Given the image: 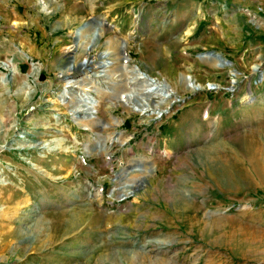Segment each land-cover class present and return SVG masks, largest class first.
<instances>
[{
  "label": "rangeland",
  "instance_id": "obj_1",
  "mask_svg": "<svg viewBox=\"0 0 264 264\" xmlns=\"http://www.w3.org/2000/svg\"><path fill=\"white\" fill-rule=\"evenodd\" d=\"M200 1L208 32L160 24L176 62L149 72L160 0H0V264H264V0ZM94 52L96 113L75 118L63 79Z\"/></svg>",
  "mask_w": 264,
  "mask_h": 264
},
{
  "label": "crops",
  "instance_id": "obj_2",
  "mask_svg": "<svg viewBox=\"0 0 264 264\" xmlns=\"http://www.w3.org/2000/svg\"><path fill=\"white\" fill-rule=\"evenodd\" d=\"M160 5L154 3L143 6V10L145 13L149 14V16H145V20L147 19L148 30H150L151 36L148 38H143L142 45V53L145 52V61L148 63V71L153 68L154 64L164 63L169 64L176 62L168 56V45H166L167 37L164 40L160 39L162 33H166L167 29L169 31L174 27L176 32L185 33L189 31V36L191 38L196 35L204 34L208 32L207 26L205 25V19H213L210 16L204 13V4L203 1L200 0H160ZM158 3V2H157ZM168 17L170 19V28L163 29L160 24L161 21ZM161 19V21H160ZM144 20V21H145ZM78 21V20H77ZM160 29V30H159ZM162 29V30H161ZM139 28L137 29L138 37L140 36ZM115 33V34H114ZM112 35L117 39V41L122 40L116 32ZM79 35V34H78ZM161 40V41H160ZM197 42V41H196ZM102 53L94 52V62L93 68L97 66V64H101L104 62L102 58ZM107 59V58H106ZM145 63V62H144ZM150 64V65H149ZM147 72V71H146Z\"/></svg>",
  "mask_w": 264,
  "mask_h": 264
},
{
  "label": "bare ground",
  "instance_id": "obj_3",
  "mask_svg": "<svg viewBox=\"0 0 264 264\" xmlns=\"http://www.w3.org/2000/svg\"><path fill=\"white\" fill-rule=\"evenodd\" d=\"M103 55L108 56V53L104 52ZM215 58L217 59L218 57H215ZM83 61H85V64L80 65V67H81V70L79 71L80 74L84 73L83 78H85V80H89V81L94 80V81H92L89 84V83H87L88 81L85 82V80L82 78L83 80L81 82V78L74 80L71 76H69V74H66L68 79L64 78V81H65V85L76 86V89L74 92V94H75L74 100L76 102L75 101L74 102L77 105L74 106V108L70 111V113L75 118H77L78 115L83 114L82 117L89 119L96 113V106H97V102H98L95 99V97L93 96V93L97 91V89H95L92 86L95 83V81H97L96 79H93L94 78L93 76L97 75V77H99L98 75L100 73L94 74V75L90 74V71L93 68V66H92L93 63L91 62L92 60L90 61L89 59L84 58ZM123 63H125L123 66L127 67L126 64L128 63V61L125 60ZM107 67H109V65H106L104 67V69L101 71V72H103L102 76H106V74H105L106 69L105 68H107ZM69 70H71L70 67H68L64 71V73L69 72ZM252 71H253V73L259 72L260 71L259 65L253 66ZM132 73H133V78L128 81V84L139 83L140 86L142 88H144L143 94H145L147 96H151L152 94H154V97L160 99L162 102L168 100L170 98V96L172 95V91L169 89L168 85L163 84L156 79H151L146 74L135 72V68H132ZM90 79H92V80H90ZM186 80H187V84H188L189 88H191V89H199L200 88V86L193 83V81L189 77L186 78ZM65 85H64V88H65ZM69 93L70 92L68 90L62 92V94L59 96L60 101L65 102V98L69 97L68 96ZM78 108H80L81 110H78ZM143 110H145V108ZM150 113H155V109H150ZM114 141H116V139L113 137H110V139H109L110 144H112ZM250 160L255 165V167H257L259 169V168H261L260 167L261 162L264 163V155H263L261 160L259 158H256V157H252ZM258 162H260V163H258ZM257 171H259V170H257Z\"/></svg>",
  "mask_w": 264,
  "mask_h": 264
},
{
  "label": "water",
  "instance_id": "obj_4",
  "mask_svg": "<svg viewBox=\"0 0 264 264\" xmlns=\"http://www.w3.org/2000/svg\"><path fill=\"white\" fill-rule=\"evenodd\" d=\"M101 22V21H100ZM101 23H103V22H101ZM85 25H83L81 28H83ZM124 46V45H123ZM102 55V58H104V55L103 54H101ZM208 55H209V57H219V55L218 54H215V53H213V52H210V53H208ZM226 62H228L229 63V61H226ZM227 64V63H226ZM79 66H80V64H79ZM105 66V62H101V64H97V68H100V67H104ZM134 68H135V72H137V73H141V71L137 68V66H134ZM102 70H100V74L98 75L99 77H97V75H94L93 73V77L94 78H100V77H102V73L103 72H101ZM44 79V77L42 76L41 77V80H43ZM64 80V79H63ZM96 83H97V81H96ZM74 89H76V86H70V85H65V88H63V92L64 91H69V92H71V91H74Z\"/></svg>",
  "mask_w": 264,
  "mask_h": 264
},
{
  "label": "built area",
  "instance_id": "obj_5",
  "mask_svg": "<svg viewBox=\"0 0 264 264\" xmlns=\"http://www.w3.org/2000/svg\"><path fill=\"white\" fill-rule=\"evenodd\" d=\"M43 3V2H42ZM169 18L166 17L161 21L162 26H164L166 23H169ZM35 74H40L41 68H33L32 69Z\"/></svg>",
  "mask_w": 264,
  "mask_h": 264
}]
</instances>
